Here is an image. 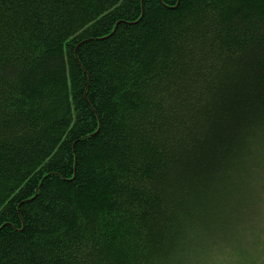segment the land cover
Here are the masks:
<instances>
[{
  "label": "trees",
  "instance_id": "16d2710c",
  "mask_svg": "<svg viewBox=\"0 0 264 264\" xmlns=\"http://www.w3.org/2000/svg\"><path fill=\"white\" fill-rule=\"evenodd\" d=\"M0 264H264V0H0Z\"/></svg>",
  "mask_w": 264,
  "mask_h": 264
}]
</instances>
